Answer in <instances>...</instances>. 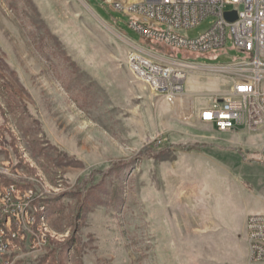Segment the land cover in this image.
Wrapping results in <instances>:
<instances>
[{"label":"rangeland","instance_id":"1","mask_svg":"<svg viewBox=\"0 0 264 264\" xmlns=\"http://www.w3.org/2000/svg\"><path fill=\"white\" fill-rule=\"evenodd\" d=\"M125 20L105 0H0V177L31 191L46 234L18 264H248L243 219L264 212V127L222 132L179 115L127 57L132 43L185 53ZM224 87L185 81L190 94Z\"/></svg>","mask_w":264,"mask_h":264},{"label":"built area","instance_id":"2","mask_svg":"<svg viewBox=\"0 0 264 264\" xmlns=\"http://www.w3.org/2000/svg\"><path fill=\"white\" fill-rule=\"evenodd\" d=\"M126 18L129 30L152 43L182 51V58L132 43L127 64L132 74L164 98L185 118H197L218 131L264 127V0H105ZM236 13L232 21L226 13ZM212 18L211 26L197 37L185 32ZM227 43H231L226 47ZM233 49L227 62H200L195 54L216 55ZM160 51V50H159ZM189 73L224 81L213 92L190 94L185 90ZM196 99L207 100L195 105ZM0 254L4 262L18 264L22 246L38 247L42 239L33 231L36 202L30 190L14 182H0ZM248 264H264V213L249 214L245 222Z\"/></svg>","mask_w":264,"mask_h":264},{"label":"bare ground","instance_id":"3","mask_svg":"<svg viewBox=\"0 0 264 264\" xmlns=\"http://www.w3.org/2000/svg\"><path fill=\"white\" fill-rule=\"evenodd\" d=\"M164 92V90H158ZM232 130V126H224V131ZM0 182H3L0 177ZM0 196H4V188H0ZM41 205V204H40ZM41 207L36 204V209H33V231L37 234L38 238L44 241L45 232L42 231V225L44 226L43 215L41 214ZM0 262H4V254H0Z\"/></svg>","mask_w":264,"mask_h":264},{"label":"crops","instance_id":"4","mask_svg":"<svg viewBox=\"0 0 264 264\" xmlns=\"http://www.w3.org/2000/svg\"><path fill=\"white\" fill-rule=\"evenodd\" d=\"M213 91H217V89H214V90H210V91H208V92H213ZM196 100H199V99H196ZM197 102L198 101H195V105L197 106L198 104H197ZM205 104H206V102H205ZM199 121V120H198ZM209 128H214L212 125H210V124H206ZM254 213H264V212H254ZM249 214H252V213H249ZM249 214H247V216L249 215ZM247 216H245L244 217V219H243V226H244V230H245V222H246V218H247Z\"/></svg>","mask_w":264,"mask_h":264},{"label":"water","instance_id":"5","mask_svg":"<svg viewBox=\"0 0 264 264\" xmlns=\"http://www.w3.org/2000/svg\"><path fill=\"white\" fill-rule=\"evenodd\" d=\"M225 17L227 20L232 21L236 18V13L235 12H231V13H226Z\"/></svg>","mask_w":264,"mask_h":264},{"label":"trees","instance_id":"6","mask_svg":"<svg viewBox=\"0 0 264 264\" xmlns=\"http://www.w3.org/2000/svg\"><path fill=\"white\" fill-rule=\"evenodd\" d=\"M87 2H88L89 4H91V3H92V0H87ZM97 12L100 13L98 10H97ZM100 14H101V13H100Z\"/></svg>","mask_w":264,"mask_h":264}]
</instances>
